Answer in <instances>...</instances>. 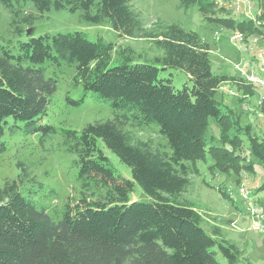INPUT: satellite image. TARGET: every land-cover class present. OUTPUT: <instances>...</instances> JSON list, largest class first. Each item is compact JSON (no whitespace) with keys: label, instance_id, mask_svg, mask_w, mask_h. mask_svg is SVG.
I'll use <instances>...</instances> for the list:
<instances>
[{"label":"trees","instance_id":"16d2710c","mask_svg":"<svg viewBox=\"0 0 264 264\" xmlns=\"http://www.w3.org/2000/svg\"><path fill=\"white\" fill-rule=\"evenodd\" d=\"M27 2L37 13L78 12L86 22L108 25L119 38L147 40L157 53L145 56L130 45L93 40L82 31L30 35L17 41L15 52L0 45V137L8 117L42 138L57 131L38 122L57 87V75H46L48 65L73 68V82L83 93L76 100L67 98L70 103L79 104L92 92L112 110L111 117L79 130L60 128L62 144L76 157L80 195L54 210L57 220L22 194L31 170L17 161V177L0 187V264H218L217 252L228 264H241L240 248L217 227L208 232L201 214L181 194L190 185L195 162L207 153L215 161L211 165L240 167L239 150L231 151L241 147L239 136L224 141L231 148H219L207 146L206 132L209 118L222 126L230 115L215 98L222 84L234 85L247 97L254 94L253 85L241 76L214 73L210 46L197 32L162 19L147 26L131 0H0L10 12L14 34H22L37 17L25 10ZM200 2L181 0L180 5L211 10L207 18L230 32L264 36V4L256 16L262 22L255 24L226 11L214 15L215 0ZM170 69L186 72L190 84L176 88L171 73L159 75ZM151 125L158 141L136 133ZM252 139V153L264 162V148ZM99 142L130 168L131 179L112 166ZM4 148L0 140V151ZM134 183L148 201H128Z\"/></svg>","mask_w":264,"mask_h":264},{"label":"rangeland","instance_id":"374dc122","mask_svg":"<svg viewBox=\"0 0 264 264\" xmlns=\"http://www.w3.org/2000/svg\"><path fill=\"white\" fill-rule=\"evenodd\" d=\"M181 0H131L132 6L140 12L147 26L156 19L179 23L186 29L193 30L210 46V58L214 73H229L242 76L244 65L257 66L264 56V36L249 34L245 43L238 48L231 43L233 32L221 28L220 24L210 21L207 16L213 15L211 10L201 12L198 4L188 8L180 5ZM208 0H201V4ZM15 2V1H13ZM22 5V1H20ZM264 0H215L214 15H226L236 20L251 19L259 24ZM219 7L225 9L221 12ZM28 12L37 15L31 26H25L22 34L11 31L10 12L0 4V45L9 46L16 51L17 41H25L28 36L82 31L90 39L102 38L117 45H130L145 56H153L157 51L149 42L138 38H119L117 32L106 24L89 23L79 18L78 12L54 10L37 13L30 2L25 3ZM226 11V12H225ZM264 28V27H263ZM239 32V31H235ZM241 33V32H240ZM44 65H48L47 62ZM244 71V70H243ZM57 75L56 91L50 97L46 113L39 119L42 125H52L57 131L42 138L39 132L27 133L11 117L6 119L4 133L0 140L5 148L0 151V187L5 179H15L20 172L17 161H23L31 170L32 179L22 183L20 191L31 198L38 206L45 207L52 218L60 215L55 209H61L70 198L79 197L80 186L75 179L78 166L75 155L66 151L62 144L60 128L79 130L85 124L95 120H104L112 116L107 101L96 100L92 92H87L79 104L70 103L67 98L78 99L83 89L73 82L72 67H46V75ZM174 87L180 88L184 83L190 84L188 75L183 70H160L159 75L169 77ZM244 78V77H243ZM245 79V78H244ZM254 94L247 97L237 91L234 85L222 84L216 93V100L221 107L228 109V119L222 126L209 118L206 132L207 146L219 148L229 147L224 143L229 135L236 134L241 147L231 151L238 152L240 167L226 170L215 163L210 154L204 160L195 162L194 171L190 175V185L181 194V198L189 201L202 216L203 227L210 232L217 227L222 235L234 242L241 250V264H264V191L260 189L264 183V162L254 156L248 138L264 148V106L259 104L261 88L255 84ZM263 106V107H261ZM152 128L137 130L143 139L158 141L159 137ZM223 128V129H222ZM228 136V137H226ZM100 148L108 157L112 166L125 178L131 179L130 168L99 142ZM238 150H237V149ZM150 198L134 183L128 194V201H148ZM216 249V248H215ZM218 264H228L217 252Z\"/></svg>","mask_w":264,"mask_h":264},{"label":"built area","instance_id":"2783aa9c","mask_svg":"<svg viewBox=\"0 0 264 264\" xmlns=\"http://www.w3.org/2000/svg\"><path fill=\"white\" fill-rule=\"evenodd\" d=\"M230 41L234 46L241 48V46L245 43V37L240 32H233ZM264 51V47H263ZM259 57H262L261 62L257 65H247L245 64V69L241 70L242 76L245 78V80L251 84H255L257 86H260L262 89L261 91V97L259 100V104L264 106V56L262 53H258ZM261 106V107H263Z\"/></svg>","mask_w":264,"mask_h":264}]
</instances>
